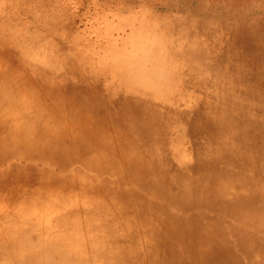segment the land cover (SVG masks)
Returning <instances> with one entry per match:
<instances>
[{
	"label": "bare ground",
	"instance_id": "bare-ground-1",
	"mask_svg": "<svg viewBox=\"0 0 264 264\" xmlns=\"http://www.w3.org/2000/svg\"><path fill=\"white\" fill-rule=\"evenodd\" d=\"M238 12V19L257 13L263 15L264 3ZM221 19L218 24L226 25ZM159 31L160 39L170 46L165 53L172 54V59L158 56L156 51L146 47L148 42L145 41L146 45L136 49V64L123 68L122 64L115 63L113 70L119 79L143 92L132 98L120 96L116 100L119 96L109 98L98 93L91 85L96 78L91 83L88 80L65 83L56 86V91L46 89L44 92L39 90L40 83L34 84L37 90L26 89L27 82L14 80L8 70L0 78V176L6 181L18 178L19 182L12 183L10 190L31 208L20 204L14 213L0 214V264H78L83 260H90V264H142L139 255L142 245L148 252L150 264H188L184 258L187 253L196 256L197 264H203L205 257L219 255L222 246L195 240L194 228L173 232L174 237L162 231L172 223L171 211L181 207L183 212L191 214L183 216L187 224H196L212 237L223 239L226 234L228 238L233 232L238 236L237 228L254 218L256 225L264 229V126L261 125L264 118V23L258 19L250 23L242 21L229 32L230 45L219 49L187 32L182 33V36L189 35L187 40L172 48L171 41L177 36L175 27L164 25ZM161 44H157L158 48ZM237 48L240 50H235ZM230 54L234 59L227 63ZM186 55L201 71L195 83L209 80L215 86L216 75L228 77L229 91L224 94L246 104V112L240 115L242 120L238 124L230 123L231 113L218 111L214 104L195 118L177 109L169 116L168 111L155 105L154 99L160 98L155 86L160 88V83L168 80L163 65L174 60L178 63ZM205 70L209 74H205ZM187 72L185 69L178 73L176 79L182 75L184 78ZM191 76L188 77L193 79L195 75ZM235 83L243 89H235L232 85ZM179 90L177 95L168 97L171 102L180 97ZM105 100L107 111L117 108L113 119L107 116L106 107L102 105ZM131 104L133 107L129 106ZM249 108L257 109L261 118L252 119V114L247 112ZM176 117L185 122L190 120L192 128L186 134L200 133L207 144L206 151L197 150L196 155V163L203 164V168L188 175H173L172 169L163 164L167 152L159 151L167 142L165 130L177 122ZM197 119L198 129L195 128ZM108 128L114 129L119 149L120 145L122 147L124 166L116 159V150L106 133ZM229 131L235 134L230 135ZM227 136L236 138L240 148L234 155L220 154ZM253 139L255 143H251ZM74 162L78 178H71L69 167ZM120 177L132 186L120 189ZM25 179L47 183L48 197L43 203L38 198H30ZM114 184L119 185L118 190L112 189ZM91 194L105 197L106 210L97 209L96 197ZM82 197L87 198L92 207L83 210V223L69 212L57 218L60 230L56 231L53 225L56 203ZM131 197L135 211L127 209ZM49 198L56 203L42 210ZM118 208L124 210V214H117ZM130 211L141 219L138 229L129 222ZM120 217L126 233H134L136 229L133 241L128 242L124 235L116 233ZM42 238L46 240L42 250L23 251ZM164 245L168 247L163 248ZM251 246L254 248L244 247L245 254L259 250L264 258L262 242L256 240Z\"/></svg>",
	"mask_w": 264,
	"mask_h": 264
},
{
	"label": "rangeland",
	"instance_id": "rangeland-1",
	"mask_svg": "<svg viewBox=\"0 0 264 264\" xmlns=\"http://www.w3.org/2000/svg\"><path fill=\"white\" fill-rule=\"evenodd\" d=\"M247 1L0 0V78H3L8 70L14 75V80L21 79L27 82L24 86L26 89L37 90L34 84L40 83L42 85L39 86L42 88H39V90L43 92L46 89L56 91V86H62L65 83L77 84L84 80L91 83L92 79L96 78L91 85L97 89L98 93L109 98L119 96L116 100L120 99V96L132 98L134 95H141L143 92L128 87L119 79L118 73L113 70L115 63L122 64L120 66L123 68L133 66L137 62L134 58L136 49L139 48V45H146L147 42L146 47L154 52L156 51L158 56L171 58L172 54L167 56L165 53V51H169L170 48L168 47L170 46L166 44L163 38L160 39L161 32L159 29L160 27L163 28L164 25L169 27L172 25L177 30L174 31L177 36L171 41L172 48L182 45L189 35L209 43L212 48L214 46V48L219 49L223 45H230L231 33L229 32L239 26L242 21L250 23L258 19L261 24L264 23V14L259 16L257 13L245 18H237L239 9L245 10L248 6L249 8H258L260 4L264 3V0H249V3ZM219 19L226 25H219ZM235 19L238 20L233 23ZM150 28L152 32L149 30ZM183 32H187L188 37L182 36ZM158 43H162L159 48ZM188 54L191 56L190 53ZM189 55H186L185 58L182 57L178 63L173 59V62L163 65L165 68V73H163L168 80H163L160 83V88L155 86L160 95V98L154 99L155 105L162 111H168L169 116L174 114L173 111L177 109L185 112L187 117L195 118L204 108L214 104L218 111L231 113L230 123L238 124L242 120L240 115L246 112L244 109L246 104L237 98L234 99L224 94L229 91L226 86L228 77L216 75L214 79L217 80V85L215 86L209 80L201 81L200 84L195 83V78L199 76L201 71L192 63ZM233 59L234 57L230 54L227 56L226 62H233ZM185 69L188 74L184 75V78L182 75L180 79H176L177 74L182 73ZM204 73L209 74L208 70H205ZM16 74H19V76H15ZM191 75H195L193 79L188 77ZM232 85L235 89H243V86L238 83ZM178 88L181 92L180 97L171 102L169 98L174 94L177 95ZM102 105L106 107L107 116H110L111 119L115 118L116 107H112L107 111L106 100L105 103L102 101ZM132 105L129 106L133 107ZM254 109L249 108L247 110L252 114V119L261 118L256 113L258 110ZM176 118L177 122L171 124L165 130L167 142L162 145L159 151L167 152L168 157L163 158V164L164 167L172 169L171 173L173 175L178 176L182 173L188 175L192 171L203 168V164L196 163V155L197 150L206 151L207 144L204 143L203 135H200V133L186 134L187 131H190V120L185 122L181 117ZM198 125L200 123L197 119L195 122L196 129L199 128ZM261 125L264 126V118ZM113 130V128H108L106 133H109L110 142L116 150L117 161L124 166L126 163L122 156V147L120 145L119 149ZM229 133L230 135L235 134L233 131H229ZM229 136L226 137L225 144L221 147L223 148L220 152L222 155H234L240 149L237 147L236 138ZM251 143H255V140H251ZM144 146H147V144H144ZM47 167L49 166L46 165ZM38 168L39 165L34 170ZM69 169L71 178L79 177L76 162ZM87 174L90 175L91 171ZM155 174L160 173L156 172ZM17 179L15 177L13 180L6 181L0 176V214L10 215L18 209L20 204L27 209H31L22 203L24 200L21 196H15L10 190L12 183L19 182ZM25 180L24 185L28 188L30 198H38V201L43 203V200L48 197L46 193L47 183ZM173 180L174 182L177 181L175 177ZM96 181H99V179H96ZM123 186L127 188L131 187L132 184L125 182V180L122 181L120 177V189ZM118 187L119 185L114 184L112 189L118 190ZM90 196L96 197L97 209L102 212L106 210L103 206V204L105 205V197L98 194H91ZM129 202L130 206L127 209L135 211L134 205H132V197ZM51 203L56 202L54 199L49 198L44 202L41 209L44 210ZM56 204L53 213L56 218V222L53 224L56 231L60 230L57 218H62L69 212H73L76 221H79L82 219L85 209L92 208L85 197L80 200L72 198L65 203L59 202ZM108 205L112 207L110 203ZM118 209L116 210L117 214H124L122 213L123 209V211L120 208ZM131 211L129 212V222L134 225L133 228L138 229L141 219ZM185 214L191 215L183 212L182 207L171 211L172 223L162 231L168 232L170 237H174L173 232L179 233L181 230L187 231L194 228L193 230L197 232L193 237L195 240L215 242L222 246V252L219 255L205 257L202 260L203 264H211V262H215V264H264V258L258 252L259 250H253L248 255L243 251L244 247L254 248L251 245L256 240L264 244V229L256 225V218L250 223L243 222L237 228L238 236L234 232L231 233V229L230 237L227 238L225 234V238L222 239L221 237H212L205 234L196 224H187L183 217ZM82 223L83 220L80 224ZM27 230L30 231L31 228L28 226ZM135 231L134 233H126L123 219L120 217V221L116 226V233L124 235L129 242L134 240ZM45 241L44 238L38 242L35 241L23 251L28 253L38 250L39 252L45 247ZM165 247H168V245H164L163 248ZM200 253L204 252L200 250ZM139 255L142 258V264H150L148 252L143 245L139 249ZM41 256L43 255L41 254ZM184 258L188 264H197L196 256L191 253L185 254ZM90 263V260H83L78 264ZM71 264L75 263L71 262Z\"/></svg>",
	"mask_w": 264,
	"mask_h": 264
}]
</instances>
